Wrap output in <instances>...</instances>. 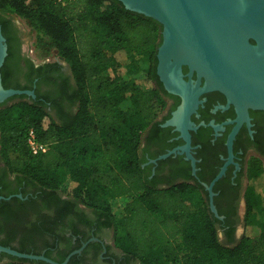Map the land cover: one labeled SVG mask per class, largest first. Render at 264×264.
Returning a JSON list of instances; mask_svg holds the SVG:
<instances>
[{"label":"trees","instance_id":"obj_1","mask_svg":"<svg viewBox=\"0 0 264 264\" xmlns=\"http://www.w3.org/2000/svg\"><path fill=\"white\" fill-rule=\"evenodd\" d=\"M6 13L25 19L37 32V44L57 49L69 64L77 108L55 117L49 107L62 104L38 90V99L17 94L0 103V194H14L0 199L2 244L13 247L20 234L16 248L20 251L53 246L41 236L50 232L56 239L60 233L36 204L42 193L61 190L112 219L117 244L132 260L264 264V231L258 245L249 232L233 244L224 243L199 187L186 181L160 186L143 165L145 134L159 125L157 119L168 106L169 92L157 71L164 27L159 20L128 9L121 0H0V24L9 45L3 82L7 88L16 83L13 88L19 89L32 88L21 86L10 73L13 37ZM131 54L149 58L144 77L125 79L124 74L137 67L121 61ZM42 68L34 70L42 76ZM32 128L41 142L49 144L46 152L36 154L29 147ZM262 172L261 165H254L252 178ZM16 181L18 186L13 185ZM29 185L38 186L41 194H31L25 189ZM255 187L250 190L247 226L251 215L264 211ZM117 197L127 198L122 213L113 204ZM71 250L54 256L50 248L46 255L62 262ZM0 264L51 263L3 252ZM70 264H79L78 255Z\"/></svg>","mask_w":264,"mask_h":264},{"label":"flooded vegetation","instance_id":"obj_2","mask_svg":"<svg viewBox=\"0 0 264 264\" xmlns=\"http://www.w3.org/2000/svg\"><path fill=\"white\" fill-rule=\"evenodd\" d=\"M5 15L13 37L10 73L14 80H18L21 86L38 90L43 96L56 98L62 106L49 107L55 117L59 118L60 111L74 113L77 108L74 95L76 82L69 64L60 59H37L31 40L16 15ZM53 62H58L59 67L47 66ZM40 66H43L40 70L42 76L34 70ZM188 71L189 67L185 65L184 72ZM197 77L195 72L194 78ZM167 98L168 106L157 119L159 125L151 126L145 134L141 153L147 160L143 165L149 167V177L160 186L186 181L199 187L205 204L217 207V213L212 211L218 220L220 238L221 235L224 237L221 240L233 244L243 236V231L239 233L238 229L249 216L251 187L256 185L259 194L258 184L264 178V109L249 107L240 119L238 107L229 101L224 92L214 90L203 93L200 97L202 101L191 113V120L197 125V128L190 129V154L195 159L194 164L187 151L180 149L158 159L187 142L180 137L181 131L176 130L174 125H164L182 103V97L169 92ZM35 99H38V94ZM153 159L158 160L154 162ZM254 165L262 166L263 172L258 178H252ZM221 172L222 175L215 181ZM18 184L16 181L13 185ZM209 186H212L213 197ZM25 189L31 194L42 192L35 185ZM38 197L36 208L51 225L56 226L60 238L55 239L52 233L47 232L41 238L53 246L32 249V253L46 255L51 248L52 255L57 256L62 251L73 249L70 254L86 244L82 252L74 254L78 255L79 264H135V259L128 258L118 246L116 225L112 219L61 190L42 193ZM20 237L19 234L12 244L15 249L20 248ZM7 260L5 258L1 262Z\"/></svg>","mask_w":264,"mask_h":264},{"label":"water","instance_id":"obj_3","mask_svg":"<svg viewBox=\"0 0 264 264\" xmlns=\"http://www.w3.org/2000/svg\"><path fill=\"white\" fill-rule=\"evenodd\" d=\"M133 11L143 13L163 24V40L158 49L157 71L167 91L182 97V103L164 125H174L187 142L162 154L187 151L190 154V129L197 128L191 113L199 106L201 95L220 90L236 104L239 118L249 107L264 109V40L255 31L264 33V0H121ZM235 25L254 26L252 30L233 32ZM235 34V35H234ZM254 40V41H252ZM9 54L7 37L0 24V103L17 94L37 98L34 89L7 88L2 67ZM189 67L187 73L184 66ZM197 72V79L194 74ZM205 79L204 83L202 82ZM158 159L152 161L157 162ZM224 172V171H223ZM221 172L215 181L222 175ZM214 181V182H215ZM213 182V183H214ZM213 197L212 186H209ZM0 194V199H10ZM18 196L23 197L22 193ZM218 212L215 204L211 205ZM86 244L59 262L45 254L23 252L0 242L3 252L51 264H68L72 256L82 252Z\"/></svg>","mask_w":264,"mask_h":264},{"label":"rangeland","instance_id":"obj_4","mask_svg":"<svg viewBox=\"0 0 264 264\" xmlns=\"http://www.w3.org/2000/svg\"><path fill=\"white\" fill-rule=\"evenodd\" d=\"M16 18L20 21L21 25L23 26L24 30L26 31L27 37L30 38L32 46L35 50L34 54L36 56L37 59L39 60H44V59H51L56 60V59H61V57L59 56L58 50L55 48H48V47H42L39 46L37 44V32L29 25V23L19 17L16 16ZM64 61V60H62ZM121 61L123 62V64L125 65H130L132 67L133 64H137V67H132V69L127 72L125 75V79L130 80L136 76L138 77H144L146 74V69L149 67L150 61L149 58L147 56H143V55H136V54H131L128 56L123 55L121 58ZM66 62V61H64ZM259 187V198L260 200H264V178L263 180L260 182V185L258 184ZM127 200V198L125 197H117L113 199V204L116 206V208L120 209V213H122V207L124 202ZM249 222L251 223L250 226H247V223H245L244 225L241 224L239 226V233H241L242 231V235L245 232H249L252 237L253 240L255 242V244H259L260 242V237L261 234L264 231V211L259 213L256 216L251 215ZM247 227V228H246ZM221 239L223 240L224 237L223 235H221ZM135 264H143L139 259H135L134 261ZM168 264H173V263H168Z\"/></svg>","mask_w":264,"mask_h":264},{"label":"built area","instance_id":"obj_5","mask_svg":"<svg viewBox=\"0 0 264 264\" xmlns=\"http://www.w3.org/2000/svg\"><path fill=\"white\" fill-rule=\"evenodd\" d=\"M28 145L34 153L46 152L49 149V144L41 142L38 137L35 129H30L28 135Z\"/></svg>","mask_w":264,"mask_h":264},{"label":"bare ground","instance_id":"obj_6","mask_svg":"<svg viewBox=\"0 0 264 264\" xmlns=\"http://www.w3.org/2000/svg\"><path fill=\"white\" fill-rule=\"evenodd\" d=\"M236 23H233V25H231V26H233L232 28H231V30L233 29V32L235 33V32H237V31H240V34H241V36H243V32L246 30V31H248V30H252L253 28H254V26L253 25H251V24H247V25H245V24H241V25H235ZM257 34H259L260 35V37H262V39L264 40V33L262 32V30L261 29H259L258 31H255ZM235 35V34H234Z\"/></svg>","mask_w":264,"mask_h":264}]
</instances>
